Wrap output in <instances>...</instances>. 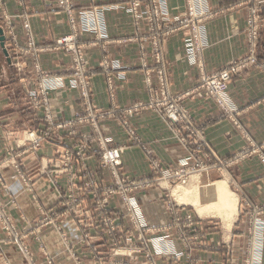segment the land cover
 Listing matches in <instances>:
<instances>
[{
  "label": "rangeland",
  "instance_id": "374dc122",
  "mask_svg": "<svg viewBox=\"0 0 264 264\" xmlns=\"http://www.w3.org/2000/svg\"><path fill=\"white\" fill-rule=\"evenodd\" d=\"M56 1L61 12L68 17L72 34L57 38L49 46L40 45L28 18L22 22L26 39V44L22 45L12 16L9 17L0 5V21L2 20L0 28L8 32V40L5 43L8 51L7 57L16 73L22 77V84L26 86L27 105L37 114H35L37 119L39 116L42 124L40 131L28 130L23 134L21 144L23 150L17 151V146L13 144L9 146L8 143L10 154L0 159V264H198L201 258L188 256L193 249L208 247L217 249L224 246L228 253L232 249V241L222 243L221 246L210 241V232L220 233L222 238L223 236L231 237V240L232 235L238 236L237 241L240 240L239 236L242 238L240 253H243V258L226 259L230 264L232 262L264 264V230L259 222L261 215L264 214V207L243 199L239 209L238 201V216L228 229L221 218L201 216L191 205L196 201L200 206L204 205V202L205 205L209 204L210 193L217 187L214 183L223 180L226 182L228 191L236 195L230 176L231 171L251 157H259L264 164L262 146L248 138V144L238 148L232 157L227 158L216 154L200 138V135L203 138V131L194 124L187 100L169 94L163 86L159 90H150L151 95L147 101H141L125 108L114 104L113 108L108 111L95 108L91 101V94L92 76L97 73V70L90 69L87 64L86 48L82 36L90 34L97 40H104L99 32L104 25L103 12L109 8L77 9L74 7L73 0H69L70 6L68 7L72 12L70 15L68 8H64L61 4V0ZM135 2L140 1L129 0L127 6L121 7L134 22H143L145 19L148 28L153 29L154 32L158 30L166 32L165 35L160 33L161 36H166L167 33L179 29L176 24L170 23L165 28V23L159 20L157 9L161 2L147 0L144 7L148 12L145 14L142 2L137 8L134 7ZM248 2L250 12L255 9V0H248ZM262 6L263 3L260 14H262ZM113 8H119V6H113ZM83 12H88V14L84 15ZM141 12L142 16L146 15V17L136 18L135 13L139 15ZM207 20L208 16L202 20L204 34ZM27 24L29 27L26 28ZM260 36V33L253 39L248 36L249 44L260 42ZM155 43L158 45L157 40ZM7 45L10 46L7 47ZM184 46L185 59L192 65L196 64L200 71L198 84L186 95H194V98L200 102L211 100L210 102L221 108L222 117L233 119L234 126L241 131L240 119L234 118L236 113L231 112L232 108L228 103L230 83L236 73L250 64H256L257 61L242 66L244 62L238 60L234 62V65L231 64L208 74L202 63L199 66L198 63L189 60L185 38ZM49 50L63 51L70 56L71 64L65 73H53L43 68L39 56ZM204 50L205 48L200 51V55ZM157 53L154 58L158 64L162 56L159 51ZM12 56L16 57V61H12ZM20 58H29L33 62L32 69L27 73H23L27 67L21 68ZM124 68L120 60L109 56L104 58L99 69L106 75L110 90L113 91L115 87V75L113 74L119 71L118 78H124V74L120 73V70ZM227 68L234 70L228 84L227 96L218 95L215 89H213L215 94L211 93L203 78H212ZM25 78H28L27 83L24 82ZM58 91L76 94L83 110L80 117L65 123L58 122L53 117L52 97ZM111 95L115 96L114 93ZM137 105L139 109L132 113V107ZM146 111H153L163 118L172 129L174 139L183 145L186 156L179 163L164 167L161 162L152 159L147 145L144 142L140 143V136L136 134L132 118ZM112 118L122 123L131 142L133 136L136 138L134 142L140 143L139 146L152 159L153 170L160 172L159 178L153 179L142 175L139 177L134 172L132 176H129L121 170L124 148L108 146L113 139L105 138L97 127L99 121ZM81 124H91L95 129V134L91 135L89 132L81 134L77 128ZM64 128L67 129L66 133L72 139L80 135L82 139L71 141L66 147L62 144L64 135L60 133V130ZM13 134L15 135L14 132ZM196 136L200 140L196 139ZM45 142L60 146L57 154L49 156L46 162L43 159L46 157L39 158L38 154ZM16 143H19V140ZM94 149L98 152L99 168L108 169L114 176V181L109 183L108 180L102 181L96 176L97 168L87 161L89 153ZM114 150H121L120 162L117 165L107 159L109 153ZM32 156L37 157L38 161L31 160ZM184 159L189 160L185 166L183 165ZM7 168L16 172L24 193H26L25 198L37 200L32 193L36 183L52 188L54 195L46 196L44 200L53 201L51 204L53 207L46 209L41 206L32 220L27 219L23 214L20 215L18 197L10 193L5 195L2 193L3 190L8 189V180L3 177L4 170ZM85 175H90L92 178L86 179ZM152 186H158L161 189L165 187L167 193L152 196L151 191L147 189ZM175 189L179 191H177V196L173 194ZM183 189L188 193H185ZM142 197L149 201L151 206H157L158 203L164 201L184 206L187 211L181 216L172 211L170 221L165 226L151 227L141 202ZM153 209L154 212L161 213L157 208ZM24 219L30 221L26 222ZM196 223L200 225L195 226ZM49 237L56 240L54 248L49 246L47 240ZM177 244L181 245L183 250L178 249ZM34 245L36 248L33 247ZM224 264H226L225 261Z\"/></svg>",
  "mask_w": 264,
  "mask_h": 264
},
{
  "label": "crops",
  "instance_id": "0c3cea01",
  "mask_svg": "<svg viewBox=\"0 0 264 264\" xmlns=\"http://www.w3.org/2000/svg\"><path fill=\"white\" fill-rule=\"evenodd\" d=\"M128 1L73 0L74 7L77 9L109 8L103 12L104 25L99 32L104 40H97L90 34L82 36L84 41L82 43L86 48L87 64L90 69L97 70V73L92 76L91 101L94 107L100 111L111 110L114 104L125 108L141 101H147L151 95L150 90H159L163 86L169 94L187 100L194 124L203 131V138L201 135L200 138L216 154L230 158L238 148L248 144V138L253 139L264 149V0H261L263 6L262 14H260L262 19L260 42L256 45L249 44L247 34L248 0H160L172 16L185 14L189 6H193L198 11L206 9L210 11L211 17H208L204 37L207 44L199 61V66L202 63L206 73L217 72L231 64L234 65V62L238 60L243 62L251 55L256 57L257 63L250 64L236 73L230 83V101L228 103L232 108L231 112L236 113L234 118L240 119L241 131L234 126L233 119L222 117L221 108L210 102L211 100L200 102L194 98V95H186L200 80V71L197 65H192L185 59L184 38L186 31L178 29L164 36L166 32H159V30L154 32L153 29L148 28L145 19L143 22H134L125 9L121 8L127 6ZM139 1L142 2V8L145 9L144 3H147V0ZM0 5L9 17L12 16L16 33L22 45L26 44L22 29V22L25 18H28L32 31L42 46H49L57 38L72 34L68 17L58 8L56 0H0ZM113 6H119V8H113ZM6 31L4 34L8 40ZM160 33L164 35L161 36ZM154 35H158V37H154ZM156 40L158 45L155 43ZM9 46L7 45V47ZM157 51L162 56L161 62L158 64L154 58L158 54ZM107 56L120 60L121 65L125 67L120 70V73L124 74V78H118L119 71L113 74L115 75L113 91L108 87L106 75L99 69ZM12 57V61H16V57ZM20 59L21 68L27 67L23 73H27L32 69L33 62L29 58ZM39 61L46 70L60 74L65 73L71 64L69 55L63 51L54 50L41 53ZM12 66L0 41V159L6 158L10 154L9 146L12 144L17 146V151L23 150L24 148L21 146L23 134L28 130L38 132L42 126L39 116L37 119L36 113L27 105L26 86L21 82L22 77L16 73ZM159 72L161 73L159 74ZM26 79L28 78H25L24 82L27 83ZM112 93L115 96L111 95ZM78 100L75 93L56 92L52 97L53 117L58 122L64 123L80 117L83 110ZM132 125L136 134L138 133L140 136V143L144 142L149 148L152 159L158 160L164 167L179 163L186 156L183 145L174 139L169 124L155 112L146 111L139 116H134ZM97 127L105 138L113 139V142H110L108 146L124 148L121 170L129 176H132V172H134L138 176L159 178L160 172L152 168V159L142 150L139 146L140 143L134 142L136 138L133 136L131 142L119 120L116 118L105 119L99 121ZM77 128L81 134L88 132L91 135L95 134V129L91 124H81ZM60 131L64 135L62 144L66 147L69 142L82 139L81 135L72 139L66 133V128ZM195 138L200 140L197 136ZM17 140L19 143H16ZM59 148L60 146L45 142L42 149L39 150V158L46 157L43 158L46 162L49 156L57 154ZM97 155L98 152L94 149L87 157V161L97 168L96 176L99 180H108L109 183L114 181V176L108 169L99 168ZM30 159L38 161L35 156ZM85 176L86 179L92 178L90 175ZM230 176L235 186L239 209L243 199L249 200L259 207H264V164L259 157L247 158L231 171ZM3 177L8 180V189L3 190L2 193L4 195L10 193L18 197L20 215L23 214L27 219L32 220L41 206L46 209L53 207L51 205L53 201H45L46 196L54 195L52 188L36 183L32 189L33 195L37 198L34 201L25 198L24 194L26 193H24L14 170L7 168L4 170ZM147 189L151 191L152 196L158 193L162 195L167 193L165 187L161 189L158 186H152ZM141 199L148 224L151 227L165 226L170 221L172 211L177 212L180 216L187 211L184 206L174 203L169 204L161 201L157 206H151L145 198ZM153 208H157L161 213L154 212ZM30 220L24 219L26 222ZM259 222L264 230V214L261 215ZM194 225L199 226L200 223ZM239 238L240 240L237 241L238 236L232 235L231 240V237L223 236L222 238L220 233L210 232V241L218 246L232 241L230 253L224 246L217 249L208 247L193 249L188 253V256L201 258L198 264H224V261L226 264H230L226 259L243 258V253H240L242 238L240 236ZM47 240L49 246L54 248L56 240L53 237H49ZM177 246H179L178 249L183 250L181 245L177 244ZM33 247L36 248L35 245ZM234 263L237 264L236 262L231 264Z\"/></svg>",
  "mask_w": 264,
  "mask_h": 264
},
{
  "label": "built area",
  "instance_id": "2783aa9c",
  "mask_svg": "<svg viewBox=\"0 0 264 264\" xmlns=\"http://www.w3.org/2000/svg\"><path fill=\"white\" fill-rule=\"evenodd\" d=\"M157 1L161 2L160 0H157ZM61 4L63 5L64 8L65 7L68 8V11L71 15L72 12L70 11V8L68 7L70 6L69 0H61ZM261 4H262L261 0H255V9H252L249 12L247 27L249 31L248 36H250L251 39L256 38L261 30V23H262V20L260 18ZM139 5H140V2H135L134 7L137 8L139 7ZM145 10L146 9H144V12H143L144 14L148 12ZM143 13L141 12L139 15L135 13V15H137L136 18L138 19L145 18L146 15L142 16ZM83 14L87 15L88 12H83ZM157 15L160 18L159 20L165 23L164 25L165 28L170 23V24H176L178 26L177 28L184 29L186 31L185 45L187 48V56L189 60L193 61L194 63L199 64L200 51L205 47V39H204L205 34L202 28V24H203L202 20H204V17L206 16L211 17L210 11L208 9L198 11V10H195L193 6H189V9L185 14L178 15V16H172L170 12L168 11V9L166 8L165 4L161 2L159 8L157 9ZM27 27H29L28 24L26 25V28ZM65 41H67V39ZM255 44H256L255 42L252 43V45H255ZM256 61H257L256 57L251 55L248 57L247 60L243 61L244 63L242 64V66H244L245 64L247 65V63H250V62L254 63ZM233 71L234 70L232 68L230 69L227 68L223 70L222 72L218 73L217 75L213 76L212 78H208V79L203 78V81L207 85L208 89H210L211 93L215 94L213 90L215 89L219 93L218 95L221 94V95L227 96L228 88H229L228 84H229L231 74L233 73ZM221 100L223 101V98H221ZM138 109H139V105L132 107L131 112L132 113L136 112ZM120 157H121V150H114L111 153H109V155L107 156V159L110 162L117 165L120 162ZM183 163H184L183 165L185 166L187 165V163H189V160L184 159Z\"/></svg>",
  "mask_w": 264,
  "mask_h": 264
},
{
  "label": "bare ground",
  "instance_id": "6f19581e",
  "mask_svg": "<svg viewBox=\"0 0 264 264\" xmlns=\"http://www.w3.org/2000/svg\"><path fill=\"white\" fill-rule=\"evenodd\" d=\"M214 184H216L215 186L217 187H215V189L213 188L214 189L212 191L213 193L212 192L210 193V196L208 199L210 202L209 204L205 205V202H204V205L200 206L198 201L194 199L196 202H193L192 200L193 203H191V205L196 208L197 212L201 216L209 215V216H217L218 218H221L226 223L227 228L230 229L233 222L238 216V197L232 192L228 191L226 182L224 180L219 181L218 183H214ZM177 191L178 190L176 189L174 190V193H173L174 196H177ZM185 193H188V192L185 191ZM217 204L219 205L216 206ZM203 206H206V207H203Z\"/></svg>",
  "mask_w": 264,
  "mask_h": 264
},
{
  "label": "water",
  "instance_id": "95a60500",
  "mask_svg": "<svg viewBox=\"0 0 264 264\" xmlns=\"http://www.w3.org/2000/svg\"><path fill=\"white\" fill-rule=\"evenodd\" d=\"M0 41L2 43V46H3V50L5 51L6 55H8V51H7V48H6V36L4 34V30L3 28H0Z\"/></svg>",
  "mask_w": 264,
  "mask_h": 264
}]
</instances>
